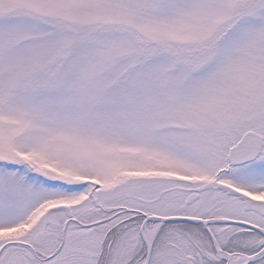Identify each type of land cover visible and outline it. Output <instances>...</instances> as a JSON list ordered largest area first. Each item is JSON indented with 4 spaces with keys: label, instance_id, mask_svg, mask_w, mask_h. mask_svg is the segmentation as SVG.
<instances>
[{
    "label": "snow or ice",
    "instance_id": "obj_1",
    "mask_svg": "<svg viewBox=\"0 0 264 264\" xmlns=\"http://www.w3.org/2000/svg\"><path fill=\"white\" fill-rule=\"evenodd\" d=\"M0 264H264V0H0Z\"/></svg>",
    "mask_w": 264,
    "mask_h": 264
}]
</instances>
